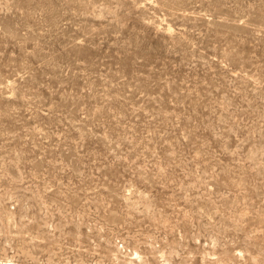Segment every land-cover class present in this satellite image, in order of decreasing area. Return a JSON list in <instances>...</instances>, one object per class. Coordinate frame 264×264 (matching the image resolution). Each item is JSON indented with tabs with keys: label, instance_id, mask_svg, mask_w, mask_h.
Returning <instances> with one entry per match:
<instances>
[{
	"label": "rangeland",
	"instance_id": "obj_1",
	"mask_svg": "<svg viewBox=\"0 0 264 264\" xmlns=\"http://www.w3.org/2000/svg\"><path fill=\"white\" fill-rule=\"evenodd\" d=\"M4 263L264 264V0H0Z\"/></svg>",
	"mask_w": 264,
	"mask_h": 264
},
{
	"label": "bare ground",
	"instance_id": "obj_2",
	"mask_svg": "<svg viewBox=\"0 0 264 264\" xmlns=\"http://www.w3.org/2000/svg\"><path fill=\"white\" fill-rule=\"evenodd\" d=\"M6 261V260H5ZM12 263V262H11ZM11 263H4V264H11Z\"/></svg>",
	"mask_w": 264,
	"mask_h": 264
}]
</instances>
